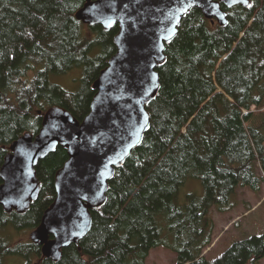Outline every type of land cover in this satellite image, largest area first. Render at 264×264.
<instances>
[{"label":"trees","instance_id":"obj_1","mask_svg":"<svg viewBox=\"0 0 264 264\" xmlns=\"http://www.w3.org/2000/svg\"><path fill=\"white\" fill-rule=\"evenodd\" d=\"M250 3L223 6L225 26L198 9L183 17L157 68L160 88L146 106L150 126L141 144L116 168L106 202L91 211L85 237L63 248L58 261L42 264H146L159 246L176 254V264H259L264 234L234 241L214 260L202 255L212 243L211 207L230 211L237 188L258 193L264 181L256 174L257 165L264 174V120L254 122L250 111L264 104V0ZM82 4L0 0V166L11 142L37 133L46 109L62 107L79 121L89 112L92 83L115 52L117 26L86 31L74 15ZM75 68L82 72L77 92L52 83V75ZM66 158L57 147L38 161L37 199L23 214L0 207V231L37 226L54 198V173ZM189 177L200 180L204 194L178 204ZM36 249L3 243L0 256L30 258Z\"/></svg>","mask_w":264,"mask_h":264},{"label":"water","instance_id":"obj_2","mask_svg":"<svg viewBox=\"0 0 264 264\" xmlns=\"http://www.w3.org/2000/svg\"><path fill=\"white\" fill-rule=\"evenodd\" d=\"M250 4V0H83L76 20L105 31L117 26L115 52L92 83L95 93L89 112L79 121L62 107L46 109L37 133L25 132L11 142L0 166V207L5 213L23 214L40 192L38 161L57 147L66 150V160L54 173L55 197L29 235L43 257L58 261L63 248L85 237L92 225L91 211L106 202L116 168L141 144L150 126L146 106L160 88L157 68L165 63L166 45L175 38L183 17L198 9L211 23L225 26L223 6Z\"/></svg>","mask_w":264,"mask_h":264},{"label":"rangeland","instance_id":"obj_3","mask_svg":"<svg viewBox=\"0 0 264 264\" xmlns=\"http://www.w3.org/2000/svg\"><path fill=\"white\" fill-rule=\"evenodd\" d=\"M83 25L87 31L88 26ZM81 77V69L75 68L63 75H52L51 81L65 91L74 93L80 88ZM250 111L254 112L252 117L254 122L260 123L264 120V104L258 109L252 106ZM256 174L264 176L258 165ZM178 193L177 203L183 205L187 202V196L202 197L204 189L200 180L189 177ZM235 202V207L230 211L218 212L215 207H211L209 211L214 221V229L212 243L202 253L207 260L220 257L236 240L264 234V181H262L258 193L244 187L237 188ZM29 232L30 230H15L13 227L7 226L0 231V243H8L11 246L27 243L29 242ZM22 259L19 256L6 255L3 264H22ZM33 261H35L34 257L30 263ZM146 264H176V254L163 246H159L150 250ZM260 264H264V257Z\"/></svg>","mask_w":264,"mask_h":264},{"label":"flooded vegetation","instance_id":"obj_4","mask_svg":"<svg viewBox=\"0 0 264 264\" xmlns=\"http://www.w3.org/2000/svg\"><path fill=\"white\" fill-rule=\"evenodd\" d=\"M54 186V185H53ZM54 197H55V190H54ZM54 199V198H53ZM53 201V200H52ZM12 212V211H11ZM43 213V212H42ZM42 215V214H41ZM41 218V217H40ZM40 221V220H39ZM33 230V229H32ZM32 230H30V232L32 231ZM30 232H29V234L28 235H30ZM28 238H29V236H28ZM49 239H52V237L51 236H49L48 237ZM0 244H3V243H0ZM23 244H32V245H34V246H37V245H35V244H33L31 241H30V238H29V242H27V243H23ZM29 246V245H28ZM38 248H39V250L37 251V249H36V251H34L35 252V254H32L31 256H30V258H29V255H28V258H23V257H21V258H23L22 260H23V262H22V264H42L41 263V260L42 259H47V258H45V257H43L42 256V253H41V247L40 246H37ZM33 252V253H34ZM11 256V255H10ZM13 256H15V255H13ZM1 257V259H0V264H3L4 263V259H5V254L2 256H0ZM35 258V261H33V262H31L30 263V261L32 260V258ZM47 260H49V259H47ZM52 261V260H51ZM54 262V261H53Z\"/></svg>","mask_w":264,"mask_h":264},{"label":"crops","instance_id":"obj_5","mask_svg":"<svg viewBox=\"0 0 264 264\" xmlns=\"http://www.w3.org/2000/svg\"><path fill=\"white\" fill-rule=\"evenodd\" d=\"M150 253V252H149ZM262 260V259H261ZM261 260L259 261V264L261 263Z\"/></svg>","mask_w":264,"mask_h":264}]
</instances>
